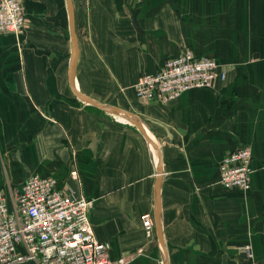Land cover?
Instances as JSON below:
<instances>
[{"label":"crops","instance_id":"0c3cea01","mask_svg":"<svg viewBox=\"0 0 264 264\" xmlns=\"http://www.w3.org/2000/svg\"><path fill=\"white\" fill-rule=\"evenodd\" d=\"M32 1L33 10L46 3ZM74 16L75 87L136 116L160 153L167 264H244L248 241L257 261L248 264H264V0H171L164 10L94 5L78 21L75 10ZM65 21L69 48L61 71L60 57L21 55L17 35H0V150L7 171L0 185L54 178L61 190L91 202L95 236L110 245L112 261L158 264L156 232L155 240L147 238L141 224L143 214L153 215L157 155L136 127L73 95L66 5ZM183 48L214 59L225 80L166 104L138 101V79ZM240 148L252 156L247 193L218 183L219 163Z\"/></svg>","mask_w":264,"mask_h":264},{"label":"built area","instance_id":"2783aa9c","mask_svg":"<svg viewBox=\"0 0 264 264\" xmlns=\"http://www.w3.org/2000/svg\"><path fill=\"white\" fill-rule=\"evenodd\" d=\"M25 23L21 0H0V35L18 34ZM226 73L209 57L191 50L143 74L134 85L141 103L166 104L192 89L210 88L225 80ZM251 151L240 148L219 163V185L247 193L253 173ZM77 179V172L70 173ZM91 202L58 187L51 177L30 176L19 187L0 185V264H116L110 245L99 241L88 216ZM144 234L155 233L153 215L141 216ZM246 249L249 250V247Z\"/></svg>","mask_w":264,"mask_h":264},{"label":"rangeland","instance_id":"374dc122","mask_svg":"<svg viewBox=\"0 0 264 264\" xmlns=\"http://www.w3.org/2000/svg\"><path fill=\"white\" fill-rule=\"evenodd\" d=\"M44 1L46 2L45 5L40 6V9L33 10V8L31 7L33 6L34 1L21 0L22 8L25 15V23L22 30L18 34L13 35L18 36L19 54L24 55L25 52L27 53L28 51L30 54L35 55L58 56L60 57V59H58V70L61 71L63 70V66L65 69L67 62L66 58L68 55L69 48L68 28L65 21V4L64 0ZM73 3L78 21V19L83 14L84 10H88L94 5L96 8H98V10H135L142 9V6H144L146 10H164L165 8L170 7L171 0H112V2L111 0H73ZM184 9L185 8L181 10ZM113 12L118 18H120L121 14H123L117 13L115 11ZM127 17L129 18L128 15ZM134 17L135 16H133L132 20H135ZM149 19L151 20L152 17H150ZM219 69L221 71H224L220 66ZM0 174L3 177H6L7 175L6 160L4 159L1 150ZM149 239L155 240V234ZM247 247H249V250L246 249ZM242 249L243 255L241 257L244 258V262L246 261L245 263L247 264L248 262L255 263V256L252 253V247L249 241L245 244ZM236 257L237 256L231 255V258ZM260 260H262L261 262L264 263V258ZM115 263L126 264L127 260H125L124 258H120L116 260ZM158 264H160L159 256Z\"/></svg>","mask_w":264,"mask_h":264},{"label":"water","instance_id":"95a60500","mask_svg":"<svg viewBox=\"0 0 264 264\" xmlns=\"http://www.w3.org/2000/svg\"><path fill=\"white\" fill-rule=\"evenodd\" d=\"M66 5V10L68 14V23H69V35L71 39V56L69 60L68 65V82L70 89L73 93V95L83 104L92 106L104 113L111 114L113 116H116L129 124L133 125L137 128V130L145 137L147 142L151 145L153 150L155 151L157 155L158 160V173H157V181L154 188V209H153V218H154V224H155V232L157 236L158 241V256H159V263L160 264H167V254H166V243H165V236H164V226H163V217H162V210H161V204H160V187L162 183V163H161V157L160 153L155 146L153 140L149 137V135L145 132L143 129L140 120L134 116L132 113L125 111L123 109L110 106L104 103H100L97 101L92 100L91 98L81 94L77 88L74 85L73 79H74V73L76 64L79 57V49H78V42L77 37L75 33V16H74V6L72 0H64ZM132 25L135 28V30L140 31L139 27L137 26V23L135 20L132 21Z\"/></svg>","mask_w":264,"mask_h":264}]
</instances>
